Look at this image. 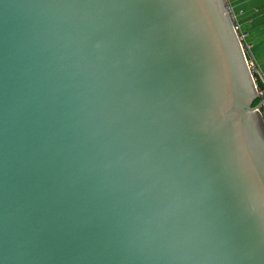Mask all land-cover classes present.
Returning a JSON list of instances; mask_svg holds the SVG:
<instances>
[{
  "label": "water",
  "instance_id": "obj_1",
  "mask_svg": "<svg viewBox=\"0 0 264 264\" xmlns=\"http://www.w3.org/2000/svg\"><path fill=\"white\" fill-rule=\"evenodd\" d=\"M224 0H0V264H264V119Z\"/></svg>",
  "mask_w": 264,
  "mask_h": 264
},
{
  "label": "crops",
  "instance_id": "obj_2",
  "mask_svg": "<svg viewBox=\"0 0 264 264\" xmlns=\"http://www.w3.org/2000/svg\"><path fill=\"white\" fill-rule=\"evenodd\" d=\"M232 21L245 34V49L250 62L264 75V0H229Z\"/></svg>",
  "mask_w": 264,
  "mask_h": 264
},
{
  "label": "built area",
  "instance_id": "obj_3",
  "mask_svg": "<svg viewBox=\"0 0 264 264\" xmlns=\"http://www.w3.org/2000/svg\"><path fill=\"white\" fill-rule=\"evenodd\" d=\"M224 7L225 10L230 14L232 11L231 4L229 0H224ZM241 35V34H240ZM246 35L242 34L240 36V39L242 41H245ZM252 77L254 80V83L256 85L257 89V95H258V101H260V107L258 108V111L260 112L262 118L264 119V75L259 71V69L253 65L250 60L248 59Z\"/></svg>",
  "mask_w": 264,
  "mask_h": 264
},
{
  "label": "trees",
  "instance_id": "obj_4",
  "mask_svg": "<svg viewBox=\"0 0 264 264\" xmlns=\"http://www.w3.org/2000/svg\"><path fill=\"white\" fill-rule=\"evenodd\" d=\"M260 105V101H256L255 103H254V105H253V107H258Z\"/></svg>",
  "mask_w": 264,
  "mask_h": 264
}]
</instances>
